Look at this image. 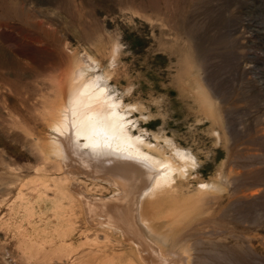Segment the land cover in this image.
Wrapping results in <instances>:
<instances>
[{
  "label": "rangeland",
  "instance_id": "obj_1",
  "mask_svg": "<svg viewBox=\"0 0 264 264\" xmlns=\"http://www.w3.org/2000/svg\"><path fill=\"white\" fill-rule=\"evenodd\" d=\"M79 59L94 60L87 80L108 72L145 152L194 159L174 173L179 221L163 198L147 203L164 212L166 248L189 264H264V0H0V264H138L87 219L53 154ZM77 177L87 195H115Z\"/></svg>",
  "mask_w": 264,
  "mask_h": 264
},
{
  "label": "bare ground",
  "instance_id": "obj_2",
  "mask_svg": "<svg viewBox=\"0 0 264 264\" xmlns=\"http://www.w3.org/2000/svg\"><path fill=\"white\" fill-rule=\"evenodd\" d=\"M116 55L114 46L111 63ZM80 59L67 74V98H61L50 126L56 134L51 140L53 154L72 178V188L84 205L87 219L105 230H116L136 252L138 264H189L186 248L176 247L173 241L171 248H166L153 216L161 218L162 208L168 205L165 218L176 223L183 216L182 207L172 202L177 192L174 173L192 167V155L178 151L180 163L170 156L155 157L145 152L139 137L130 132L126 113L117 109L120 104L107 86L108 72L87 80L85 71L92 68L94 60L86 64ZM79 175L109 183L115 195L105 198L83 193L77 184ZM207 188L211 186L204 184L198 191L203 194ZM162 198V208L158 206L153 215L147 203L157 204ZM163 218L158 222L166 223Z\"/></svg>",
  "mask_w": 264,
  "mask_h": 264
}]
</instances>
